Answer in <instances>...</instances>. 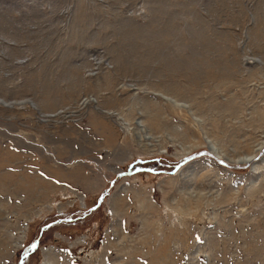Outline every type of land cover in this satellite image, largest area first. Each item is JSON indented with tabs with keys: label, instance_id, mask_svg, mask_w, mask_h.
Returning <instances> with one entry per match:
<instances>
[{
	"label": "rangeland",
	"instance_id": "1",
	"mask_svg": "<svg viewBox=\"0 0 264 264\" xmlns=\"http://www.w3.org/2000/svg\"><path fill=\"white\" fill-rule=\"evenodd\" d=\"M0 264H264V0H0Z\"/></svg>",
	"mask_w": 264,
	"mask_h": 264
},
{
	"label": "water",
	"instance_id": "2",
	"mask_svg": "<svg viewBox=\"0 0 264 264\" xmlns=\"http://www.w3.org/2000/svg\"><path fill=\"white\" fill-rule=\"evenodd\" d=\"M205 154H208V155H210V156H213V157H215L219 162H221V163H224V161H221V159H219L215 154H213L210 150H209V153L207 152V151H202L201 153H198L197 155L198 156H201V155H205ZM195 156V155H194ZM194 156H191L188 160H190L191 158H193ZM185 161H187V160H184V161H181L180 163H184ZM123 174H125L124 172H122V173H120L119 175H123ZM105 195V192L101 195V197H100V199H99V204L98 205H100L101 203H102V201L104 200V196Z\"/></svg>",
	"mask_w": 264,
	"mask_h": 264
},
{
	"label": "bare ground",
	"instance_id": "3",
	"mask_svg": "<svg viewBox=\"0 0 264 264\" xmlns=\"http://www.w3.org/2000/svg\"><path fill=\"white\" fill-rule=\"evenodd\" d=\"M210 151L213 153V154H215L219 159H223L224 157L221 155V154H219V153H217V151L218 150H212V149H210ZM256 157H254L253 155H251V156H247L246 158H244V159H242V164L243 163H245V164H247V163H252L251 161L252 160H254ZM189 158H186L185 160H188ZM184 161V160H183ZM226 162H228V161H226Z\"/></svg>",
	"mask_w": 264,
	"mask_h": 264
}]
</instances>
